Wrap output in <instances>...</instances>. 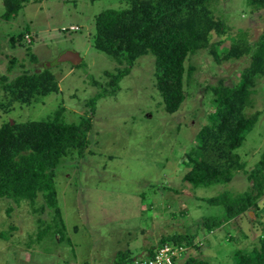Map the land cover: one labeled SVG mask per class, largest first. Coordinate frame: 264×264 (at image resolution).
<instances>
[{
    "label": "rangeland",
    "instance_id": "rangeland-1",
    "mask_svg": "<svg viewBox=\"0 0 264 264\" xmlns=\"http://www.w3.org/2000/svg\"><path fill=\"white\" fill-rule=\"evenodd\" d=\"M127 7V0H41L5 20L6 6L0 0V76L14 80L23 72L49 67L60 90L32 106L15 104L14 108L6 107L0 92V127L14 121L46 120L57 112L67 123L92 117L85 155L68 157L57 169L63 241H58L59 235L39 237L46 226L41 220L52 221L48 210L40 215L28 203L0 199V264H114L119 252L145 255L163 237L175 234L193 237L198 247H189L188 257L181 256L177 264L187 258L201 264H232L236 251L251 250L258 241L264 210L259 220L249 213L212 233L202 225L209 217L225 214L222 206L210 205L206 199L224 192L241 194L251 187L246 172L255 168L264 152V79L247 110L261 114L237 150L245 169L229 184L194 188L183 181L190 170L185 161L214 111L209 88L219 81L237 83L251 57L217 63L208 50L190 56L187 98L170 114L156 87L155 57L146 55L137 60L118 91L102 96L94 108L89 103L110 81L105 73L119 68L94 47L95 18L103 11ZM221 16L225 36L212 33V43L225 41L221 49L230 47L231 37L244 34L253 44L264 35V11L252 13L246 0H217L215 17ZM26 30L33 44L17 40ZM11 37L16 38L15 46ZM66 52L78 53L82 63H60ZM32 56L37 63H31ZM12 57L16 63L8 73ZM260 204L264 208V198ZM40 206L37 203L35 208Z\"/></svg>",
    "mask_w": 264,
    "mask_h": 264
},
{
    "label": "trees",
    "instance_id": "trees-1",
    "mask_svg": "<svg viewBox=\"0 0 264 264\" xmlns=\"http://www.w3.org/2000/svg\"><path fill=\"white\" fill-rule=\"evenodd\" d=\"M96 1L99 0H91L93 3ZM246 1L252 13L264 11V0ZM4 2L6 12L2 17L8 20L26 4L41 0ZM216 2L127 0V8L106 10L95 18L94 47L111 57L119 68L116 73H105L110 81L108 87L103 88V92L89 103L94 108L102 96L118 91L120 82L130 74L137 60L146 55L155 57L156 87L165 110L170 114L176 113L187 98L185 77L190 56L199 50H208L217 63L251 57L250 66L242 71L237 83L230 86L219 81L209 88L213 94L211 103L214 111L209 115V124L200 129L198 143L186 155L185 161L190 170L183 181L194 188L229 184L236 173L245 169L237 150L242 147L247 133L253 130L261 114L260 111L248 114L247 110L253 104L252 97L256 94L257 85L264 79V35L253 44L244 34L231 37L227 49H221L225 42L223 39L212 43L213 32L221 37L226 33L223 17H215ZM26 36L31 37L33 44V36L28 30L22 32L17 40L25 41ZM15 42L16 38L11 37L14 46ZM30 61L33 64L38 62L33 56ZM15 63L16 59L12 57L8 73L13 71L12 64ZM59 91L57 78L49 67L23 72L14 80L6 75L0 76V92L5 95L6 107L15 104L32 106ZM61 116L57 112L46 120L14 121L0 127V199L11 200L18 205L28 203L40 215L48 210L52 221L41 220L46 226L39 237L59 235V242L63 241L65 226L55 185L57 169L68 157L85 155L92 121V117H81L78 124L67 123ZM246 175L252 183L246 192L237 195L224 192L218 197L206 199L210 205L222 206L225 211L223 217H209L203 221L202 226L210 233L251 212L257 220L261 217L264 210L260 204L264 198V152L255 168ZM37 203L41 204L39 209L35 208ZM164 245L182 249L198 248L193 237L182 234L163 237L158 246ZM154 248L148 251L149 255H153ZM132 260L131 252H119L114 264H132ZM184 264L201 263L190 258ZM232 264H264V224L253 248L236 251Z\"/></svg>",
    "mask_w": 264,
    "mask_h": 264
},
{
    "label": "built area",
    "instance_id": "built-area-1",
    "mask_svg": "<svg viewBox=\"0 0 264 264\" xmlns=\"http://www.w3.org/2000/svg\"><path fill=\"white\" fill-rule=\"evenodd\" d=\"M25 40L28 44L31 43V37L26 36ZM182 253V248L164 245L157 247L152 256L137 260L133 264H177V259L181 257Z\"/></svg>",
    "mask_w": 264,
    "mask_h": 264
},
{
    "label": "water",
    "instance_id": "water-1",
    "mask_svg": "<svg viewBox=\"0 0 264 264\" xmlns=\"http://www.w3.org/2000/svg\"><path fill=\"white\" fill-rule=\"evenodd\" d=\"M82 61L83 60H82L81 56L78 53H74V52L64 53L59 60L60 63L70 62L74 66H79L82 63ZM251 215H253V212H251ZM142 256H139V257H142ZM134 261H136V259H134Z\"/></svg>",
    "mask_w": 264,
    "mask_h": 264
},
{
    "label": "crops",
    "instance_id": "crops-1",
    "mask_svg": "<svg viewBox=\"0 0 264 264\" xmlns=\"http://www.w3.org/2000/svg\"><path fill=\"white\" fill-rule=\"evenodd\" d=\"M211 233H212V232H211ZM187 249H189V248L183 249V253H182V255H181L183 258H184V257L186 256V254H187V253H186V250H187ZM154 250H155V249H154ZM154 250H153V251H154ZM153 251H152V252H153ZM140 255L142 256L143 254H140ZM148 255H149V254H148ZM148 255H146V256H148ZM138 257H139V256H138ZM182 257H181V258H182ZM186 257H188V255H187ZM136 258H137V257H133V260H132V261H134V259H136ZM179 258H180V257H179ZM179 258H178V259H179ZM178 259H177V261H178ZM187 260H188V258L186 259V261H187ZM186 261L184 260V261H182V263L184 264ZM182 263H181V264H182Z\"/></svg>",
    "mask_w": 264,
    "mask_h": 264
},
{
    "label": "clouds",
    "instance_id": "clouds-1",
    "mask_svg": "<svg viewBox=\"0 0 264 264\" xmlns=\"http://www.w3.org/2000/svg\"><path fill=\"white\" fill-rule=\"evenodd\" d=\"M26 41V40H25ZM27 43V42H26ZM28 44V43H27ZM31 44V43H30ZM30 44H28V45H30ZM157 247H160V246H156L154 249H156ZM153 254V253H152ZM146 255H148V254H145V255H143L142 257H138L137 256V258H136V261L137 260H140V259H143V258H147L148 256H151V255H148V256H146ZM136 261H132V264L134 263V262H136Z\"/></svg>",
    "mask_w": 264,
    "mask_h": 264
}]
</instances>
